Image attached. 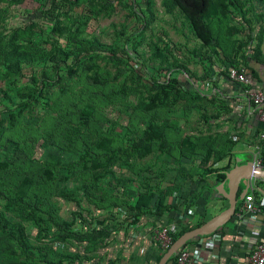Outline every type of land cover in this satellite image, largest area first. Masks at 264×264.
<instances>
[{
	"label": "rangeland",
	"instance_id": "rangeland-1",
	"mask_svg": "<svg viewBox=\"0 0 264 264\" xmlns=\"http://www.w3.org/2000/svg\"><path fill=\"white\" fill-rule=\"evenodd\" d=\"M214 1L215 43L204 45L170 0H0V193L22 199H0V214L31 247L26 258L0 228V264H157L162 223L135 219L127 189L176 190L179 166L192 174L225 159L234 142L211 123L219 102L208 89L160 97L139 63L201 79L213 64L264 61V0ZM51 7L56 23L40 15ZM92 40L137 43L133 74L124 57L85 44ZM27 94L35 98L24 106ZM150 124L164 127L162 140L147 141ZM33 204L34 219L23 220Z\"/></svg>",
	"mask_w": 264,
	"mask_h": 264
},
{
	"label": "trees",
	"instance_id": "trees-1",
	"mask_svg": "<svg viewBox=\"0 0 264 264\" xmlns=\"http://www.w3.org/2000/svg\"><path fill=\"white\" fill-rule=\"evenodd\" d=\"M135 1V0H134ZM173 2L176 6L179 7V9L182 11V13L187 18L194 34L196 37L202 42L204 45H210L214 44L215 40L212 36V32L209 25V19L211 15V10L215 4L214 0H170ZM229 4H233L237 6V0H227ZM54 7L49 8L46 11H42L40 15L43 19L49 22H54L57 20L56 17H54ZM140 26L137 27V31H141L142 24H146V15L144 13H140L138 16ZM88 47H91L94 50H98L101 52H104L109 60H116L124 57L126 61L128 62L129 67L132 69L130 71L131 74H133L135 70L136 63V57L138 56V52L136 51L137 43L133 42L130 46L127 42L124 47H120L116 44H99L97 41H86L85 42ZM93 51V50H91ZM82 52V49L78 50L77 53L80 54ZM88 53V52H87ZM90 53V51H89ZM75 61L73 64L69 67V73H74V70L77 66V60L78 57L77 54H75ZM250 63H252V60L248 59L246 60L245 64L248 66ZM254 63V62H253ZM256 64H263L259 60H255ZM214 65V64H213ZM208 68V71L201 79H195L187 72H171L167 69L151 72L147 66H145L143 63H139V67H142L144 70V73L146 77L148 78V81L153 85V87L156 88V93L162 97L167 96L168 94H172L171 96L175 99L183 98L189 95H195L196 97L201 96L200 90L197 88L201 85H206V83L211 84L213 87H216V84L213 80L214 73L212 71V66ZM222 66H225L227 68L229 67H235L238 64L232 65L229 63H222ZM250 72L248 73V76L256 77L255 69L249 68ZM168 77V78H167ZM191 81V86H189V82ZM216 81V80H215ZM242 88V87H241ZM243 89V88H242ZM169 96V95H168ZM167 96V97H168ZM211 98H214V94L210 95ZM24 101V106H27L30 104V102L35 98L32 94H27L26 96H22ZM221 102V101H220ZM219 102V103H220ZM218 103V105H219ZM152 106H154V100L150 103ZM149 104V105H150ZM221 104V103H220ZM223 104V110H220V105L218 106V114L227 115L232 114L234 111V106L229 103L226 99L225 101H222ZM148 107H151L149 106ZM235 112V111H234ZM220 115H217V118H219ZM164 127L163 126H154V125H148L146 128V134H147V141L153 142V141H160L163 139L164 136ZM146 146H149V144H146ZM180 147L182 149L185 148H192L191 143L187 139H183L181 141ZM89 154H86L88 156ZM223 158H214L213 163L209 166L206 165V162H203L201 166L193 172L192 174L188 171V169L185 166H179L178 172V182H182V185L185 184V186L179 185L171 188H167L165 192L162 195H158L157 192L153 189L148 190L147 192H138L132 188L127 189V194L131 200L130 204V210L135 214V219H138L140 215H149V216H155L157 219H165V214H173L175 215L176 221L178 222L176 225L180 224V221L178 218H182L184 213H181L180 207H186L191 209H198V206L195 204V200L197 199L198 192L195 189L196 181H205L207 178L215 177L217 180H223L224 174H222V171H227L231 167V163L228 162L227 165L221 168H215L214 166L221 162ZM54 168H60V166H54ZM188 185V186H187ZM183 187L187 188V195L185 196L183 192ZM185 188V189H186ZM208 190V188H205ZM212 191L214 189L210 188ZM215 192V191H214ZM176 194V198H173V201H169L173 194ZM0 199L5 202L7 206H19L22 199L21 198H9L5 195L0 193ZM36 209V205L33 204L28 210L25 212H22L21 217L23 220H32L34 219V210ZM180 212V214H177ZM172 219L170 218V221ZM169 220L166 221V223L170 222ZM133 222H137L133 220ZM204 221H199L193 226H186L185 228L179 229L176 233L172 235V242H174L180 235L183 233L196 228L200 225H202ZM0 228L2 229L3 233L7 235V237L13 241L16 242L17 248L20 250L21 254L24 255L26 258H29L28 253L31 250V247L28 244V241L25 236L24 228L19 223H11L9 222L3 215L0 214ZM198 240L190 241L186 244L185 247H189L193 242H196ZM165 251H163L164 253ZM163 255V254H162ZM152 257L151 252V259L158 263L161 256ZM176 255L172 256L169 261H174ZM44 264H54L51 262L44 261ZM56 264H67L63 261H57Z\"/></svg>",
	"mask_w": 264,
	"mask_h": 264
},
{
	"label": "crops",
	"instance_id": "crops-1",
	"mask_svg": "<svg viewBox=\"0 0 264 264\" xmlns=\"http://www.w3.org/2000/svg\"><path fill=\"white\" fill-rule=\"evenodd\" d=\"M261 62L263 63L262 65L255 62L251 63V68L255 69L256 77L248 76L250 72L248 70L249 91H261L264 93V61ZM214 82L216 87L206 83V85H201L197 88L201 91L203 87L205 90L208 89L211 94H214V98L218 102L221 101V104L219 103L221 111L223 110L222 101H225V99L231 104L236 99H239L240 103L243 102V90L239 85L222 79H217ZM217 115H220V117L211 121V123L214 122L217 126L224 124L223 131L232 135L234 144L225 153L227 154L226 158L214 167H224L228 162L231 163V166H234L236 158L242 160L246 159L249 154H252L255 163H259V166H262L264 170V126L256 115H249L247 112L238 113L237 111H233L232 114ZM219 182L220 180H217L215 177L207 178L205 181H196L195 189L199 194L195 200V204L198 206V209L194 208L193 215L188 218L186 216L188 208L181 206L179 211L181 213L185 212V214L182 218H178L180 224L176 225L178 222L176 219H173L175 215L166 213L165 219H160L162 225L175 224L177 232L179 229L193 226L199 221L206 222L225 210L227 208L226 200L215 193L214 189L213 191L210 189ZM178 183L181 186H185V184L182 185V182ZM185 188L183 187L182 190L186 196L187 188ZM205 188H208V190ZM249 193L253 195L255 202L260 206V213L254 216L242 213V201L241 204L237 205L235 215L227 224L214 234L189 245L191 248L201 249L200 257L202 264H248V257L257 244H264V180H252V187ZM175 195L174 193L169 201H173V198H176ZM180 212L177 214H180ZM170 218L172 219L171 221ZM168 220L170 222L166 223ZM208 240H214L215 245L212 248L205 249V243ZM151 248L152 257L163 254L159 246L153 244Z\"/></svg>",
	"mask_w": 264,
	"mask_h": 264
},
{
	"label": "built area",
	"instance_id": "built-area-1",
	"mask_svg": "<svg viewBox=\"0 0 264 264\" xmlns=\"http://www.w3.org/2000/svg\"><path fill=\"white\" fill-rule=\"evenodd\" d=\"M251 63L246 66V64H238L235 67H225L222 65L214 64L212 70L214 73L213 80H225L236 85H239L243 89V102H239V99L233 100L232 104L234 106V111L247 112L249 115H256L258 120L264 126V93L261 91H249V78L247 76L249 68H251ZM168 78V77H167ZM191 86V81L189 82ZM263 137V136H262ZM256 164V163H255ZM256 165H259L257 163ZM260 206L255 202L252 194L248 193L242 202L241 211L242 213L248 215H257L260 213ZM193 215V209L188 208L186 216L190 218ZM175 224L159 225L156 228L155 242L156 246H159L162 251H166L172 242V235L176 233ZM215 245L214 240H208L205 243V249L212 248ZM201 249L184 247L177 254L174 261H167L166 264H202L200 257ZM248 264H264V244L259 243L252 251L248 257Z\"/></svg>",
	"mask_w": 264,
	"mask_h": 264
},
{
	"label": "water",
	"instance_id": "water-1",
	"mask_svg": "<svg viewBox=\"0 0 264 264\" xmlns=\"http://www.w3.org/2000/svg\"><path fill=\"white\" fill-rule=\"evenodd\" d=\"M222 174H224V178L214 186V191L226 200L227 208L202 225L180 235L163 253L157 264H166L188 242L202 239L217 232L233 218L237 205L241 204L244 197L251 191L252 180H264L263 167L255 164L252 154H249L246 159L239 160L236 158L234 166L227 171H222Z\"/></svg>",
	"mask_w": 264,
	"mask_h": 264
}]
</instances>
